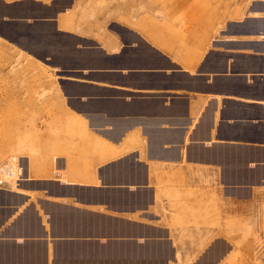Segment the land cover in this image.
I'll return each mask as SVG.
<instances>
[{
  "label": "crops",
  "instance_id": "1",
  "mask_svg": "<svg viewBox=\"0 0 264 264\" xmlns=\"http://www.w3.org/2000/svg\"><path fill=\"white\" fill-rule=\"evenodd\" d=\"M137 1L0 0V264H262L264 0Z\"/></svg>",
  "mask_w": 264,
  "mask_h": 264
},
{
  "label": "rangeland",
  "instance_id": "2",
  "mask_svg": "<svg viewBox=\"0 0 264 264\" xmlns=\"http://www.w3.org/2000/svg\"><path fill=\"white\" fill-rule=\"evenodd\" d=\"M160 1L163 2L165 0ZM118 2L132 9V13H128V15H141L140 1L136 2V0H118ZM17 51L19 50L14 48L11 43L2 41L0 39V96L5 91L4 84L7 81H13L15 79L25 80L30 75V73L28 72L14 71L15 65L29 64L28 59L24 56L18 55L19 53ZM7 107L8 106L0 105V127L5 122L4 110ZM30 123L31 122H26L27 125ZM2 131L3 130L0 128V141H2V139L4 138ZM23 153V150L21 151L20 149H17L3 156L0 159V164L4 162L5 163L0 166V169L5 171H12L13 173L18 172L20 175H22V169L19 166L20 161L18 157ZM3 174L5 178H13L14 176H16L15 174H13L12 176H7L6 173ZM261 209V214L260 212H258V215L241 217L236 220H230L229 223H225V227L229 229L230 238L234 240L249 242L248 244L251 245V247L249 248L235 249L234 256L240 260L242 258L261 257L262 264H264V202L262 203ZM55 222L60 223V219L56 218ZM213 226L215 229L218 228L216 227V224H214ZM216 234L217 233L215 232V235ZM134 252L135 254H139L140 252H142V250L136 248Z\"/></svg>",
  "mask_w": 264,
  "mask_h": 264
},
{
  "label": "bare ground",
  "instance_id": "3",
  "mask_svg": "<svg viewBox=\"0 0 264 264\" xmlns=\"http://www.w3.org/2000/svg\"><path fill=\"white\" fill-rule=\"evenodd\" d=\"M255 13L258 14V12H255ZM144 107H145V106H144ZM225 127H226V126H225ZM21 151H22V150H21ZM66 154H67V153H66ZM41 161H42V160H41ZM43 161H44V160H43ZM17 165H18V164H17ZM56 167H57V166H56ZM233 167H234V166H233ZM57 168H58V167H57ZM45 169H46V168H45ZM8 172H9V171H5V170H1V169H0V173H1L2 175H4L3 173H6V175L9 176V175H8ZM11 172H12V171H11ZM14 174H15L16 176H17V175H18V176L20 175L18 172H17V173H14ZM14 177H15V176H14ZM18 178H19V177H18ZM240 186H241V185H240ZM66 235H67V234H66Z\"/></svg>",
  "mask_w": 264,
  "mask_h": 264
},
{
  "label": "built area",
  "instance_id": "4",
  "mask_svg": "<svg viewBox=\"0 0 264 264\" xmlns=\"http://www.w3.org/2000/svg\"><path fill=\"white\" fill-rule=\"evenodd\" d=\"M13 174H14V173L11 172V171L8 172V175H9V176H12Z\"/></svg>",
  "mask_w": 264,
  "mask_h": 264
}]
</instances>
